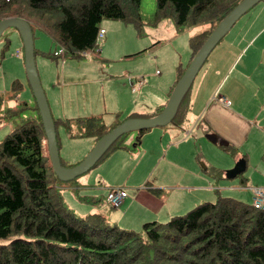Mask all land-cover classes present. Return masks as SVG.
Returning a JSON list of instances; mask_svg holds the SVG:
<instances>
[{
    "label": "trees",
    "instance_id": "1",
    "mask_svg": "<svg viewBox=\"0 0 264 264\" xmlns=\"http://www.w3.org/2000/svg\"><path fill=\"white\" fill-rule=\"evenodd\" d=\"M139 1L0 0V20L20 18L29 24L32 38L37 30L55 47H62L61 57L64 52L83 56L96 47L103 19L138 28ZM239 1L155 0L153 25L162 18L170 19L177 32L200 23L210 25L188 39L189 60L183 69L177 68L178 77L216 24ZM48 56L54 58L53 52ZM8 98L15 97L9 93ZM2 101L0 94V105ZM180 112L179 103L171 123ZM12 114H0V123ZM58 124L69 139L91 136L96 141L118 125L105 128L96 116L53 119L54 128ZM144 131L136 133L134 145ZM56 143L58 148L57 138ZM44 145L38 113L0 141V264H264V210L218 197L165 223L143 224L140 232L119 229L99 214L80 217L67 207L59 186L74 180L67 184L57 181ZM60 165L72 167L61 161Z\"/></svg>",
    "mask_w": 264,
    "mask_h": 264
},
{
    "label": "crops",
    "instance_id": "2",
    "mask_svg": "<svg viewBox=\"0 0 264 264\" xmlns=\"http://www.w3.org/2000/svg\"><path fill=\"white\" fill-rule=\"evenodd\" d=\"M237 20H240L244 26V29L236 31V38L240 40V51L211 52L212 49L211 53L209 52L205 61L209 56L211 58L207 61L202 71L203 74L200 76L204 78V82H200L195 92L190 94L184 103L180 101V110L183 107L180 112L181 116L178 117L177 114L175 121L164 127L144 131L138 145H134L133 141L131 149L122 145L121 138L124 135L118 137L117 146L106 151L102 159L93 166L108 167L109 171L114 174L112 178L106 179L109 182L102 176L97 178L95 186L100 185L102 191L81 197L77 196L78 186H93V184H77L75 179L69 184L70 187L65 185L74 196L80 197L83 203L92 206L86 215L81 216L73 211L74 208L70 209L64 200L75 215L85 217L89 214H99L109 225L140 232L143 224L165 223L171 217L182 215V212L188 211L190 207L198 203H212L218 197L231 198L249 204L251 189H264V158L262 161L252 159L255 153H264V0L257 2ZM113 25L107 23L109 30H114ZM196 34L197 32L192 33L188 30L185 37L188 40ZM36 43L37 47H34V42L33 47L34 55L39 57L37 59L41 60L44 56L50 57L48 56L49 50L55 51L51 40V44L48 42L46 45L50 48L43 47L41 39ZM44 50L48 51L42 52ZM102 53L106 55L107 52ZM134 53L136 52L118 53L117 49L110 52L112 56L119 54V56L127 57ZM175 54L177 55L176 62H178L181 55L179 52ZM189 54L187 49V59L184 64L189 60ZM179 67L181 68L180 61L175 66L172 82L166 84V87L162 91L159 90V93H156L157 86L142 90L141 92L145 94L144 101H141L140 97L136 99L129 94L126 84L123 83L128 98L133 99L132 107L117 109L111 120L108 119L103 123L101 113L97 111L96 114H91L90 108H88L90 115L84 117L96 116L105 128H110L130 116L156 115L166 103L177 80V68ZM227 73L232 74L229 83L226 86L220 85L222 77ZM136 78L134 84L129 82L132 92L137 88L132 90L130 85L139 86L138 88L142 86V78L140 76ZM46 86H49V81ZM66 86L58 90L59 96ZM201 89L205 91L202 92ZM218 91H221V94ZM220 98L224 99V102ZM62 101L60 97L57 110L54 112L56 117L53 119L74 120V117L80 119L82 108L75 104H68L65 107ZM198 102H200L199 106ZM193 103H196L200 111L190 112L191 115L187 119L189 114L187 110ZM208 133L215 134L226 142V146L214 145L223 151H217L211 147L213 144L204 138V135ZM136 136L135 133V138ZM64 137L66 146L70 142H77L81 145V149L86 151H89L96 141L91 136L69 139L65 131ZM60 143L58 142L59 150ZM208 155L222 159V167L210 160ZM123 157L129 160L125 169L115 167V161ZM245 157L249 159L248 163ZM238 160L244 161V171L250 167L249 174L246 177L239 174L232 179H226L225 172L232 169L233 164ZM60 161L66 167L75 165L62 158ZM158 171H160V177L157 175ZM62 186H60V193ZM114 189H120L126 194V198L117 208L111 207L105 198L108 192ZM91 200L93 202L90 203Z\"/></svg>",
    "mask_w": 264,
    "mask_h": 264
},
{
    "label": "rangeland",
    "instance_id": "3",
    "mask_svg": "<svg viewBox=\"0 0 264 264\" xmlns=\"http://www.w3.org/2000/svg\"><path fill=\"white\" fill-rule=\"evenodd\" d=\"M154 11L155 0L139 1L138 13L141 24L138 28L131 23L115 19H103L99 26L105 29L104 36L101 41H99V45L92 51H88V55L86 56H73L69 52H64L63 57H61L62 47L60 46H54V50H57V55H54L55 51L53 52L54 58L44 56L41 57L42 59L40 60L37 59L39 57L34 55V64L41 87L46 96L52 120L53 117H56L54 112L57 110L60 97H62V103L65 107H67L66 105L68 104H75V106L82 108V115H79L81 117L90 115L88 108L92 111L91 114H96L97 111H99L98 113H101V120L104 123L108 119L111 120L113 113L116 112L117 109L132 107L133 99L128 98L123 83L126 84L129 94H132L136 99L140 97L141 101H144L145 94L141 92L142 90L157 86L158 89H156V93H159V90L162 91L166 87V84L172 82L175 66L180 61L183 69L185 65L184 61L187 59V49L189 50V48L188 40L185 37L186 32L190 30L192 33H198L208 29L210 25L209 23H200L188 27V29L182 28L179 30L180 32H177L172 21L168 18H162L156 25H153L152 16ZM107 23L114 24V30H109ZM243 27L241 21L237 20L211 52H239L240 40L236 38V31L244 29ZM13 28L14 27L5 28L0 35V94L3 98V102L0 105V114L4 111L14 113L11 117H7V119L0 123V141L7 133L24 121L33 119L37 114L32 92L25 76L21 40L17 30ZM40 39L43 42V47L50 48L46 46L48 42L50 43L49 37L34 30V47H37L36 42ZM52 48L53 47H51V49ZM114 49H117L118 53H139L129 57L119 56V54L118 56H112L110 52ZM46 51L48 50L42 52ZM49 51L51 52V50ZM16 52L19 53L16 54ZM102 52L107 53L104 55ZM175 52H179L181 55L178 62H176L177 55ZM209 58L211 57L209 56L198 70L181 103H184L189 95L195 92L200 82H204V78L200 76L203 74L202 71ZM63 64L64 66H62ZM181 71L182 70H180L179 73ZM138 76L143 80L142 86L141 88H138L139 86L134 87V89H137L132 92L129 88V82H133L134 84ZM231 77L232 74H225L222 77L220 85L224 84V86H226ZM47 81H49L48 87L46 86ZM17 83L20 85H17ZM65 85H67L66 88L63 90L61 96H59L58 90L65 87ZM201 91L203 92L205 89H201ZM9 93L15 98H8ZM218 93L221 94V91H218ZM58 97L59 99H57ZM199 105L200 102H198V106ZM198 106L196 103L189 105L187 119L192 112L198 113V111H200ZM9 107H11V111L8 110ZM181 109L183 110V107ZM7 114L8 113H6V116ZM55 135L57 142H61L58 155L71 164L80 163L92 149L91 148L89 151L81 149V145L77 142H70L66 146L64 130L59 124L55 127ZM134 138L135 133L124 135L121 138L123 140L122 145L131 149V144L135 140ZM44 146L46 147V142ZM211 147L217 151H223L222 149L219 150L214 145ZM208 157L210 160L220 164L218 166L223 164L222 159L214 155H208ZM123 158L115 161V167L125 169L129 160L126 157ZM263 158L264 153H255L252 157V159L259 161H262ZM245 159L248 163L249 159H247V157H245ZM250 170V167H247L240 175L246 177ZM113 175V172H110L108 167H98L96 165L85 174L76 178L75 182L77 184H93V186H78L77 196H90L97 193V191H102L100 185L95 186L97 184V178L99 179L102 176L106 180L112 178ZM157 175L160 177V171L157 172ZM106 181L109 182V180ZM66 186L70 187L71 185ZM66 186H62L61 194L68 207L70 209L74 208L73 211L76 214L81 216L86 215V212L92 209V206L85 202L83 203L80 197L74 196L73 192L67 189ZM125 190L127 191V189ZM194 206L190 207L188 210L192 209ZM185 212L186 211H184V213ZM184 213L182 212V214Z\"/></svg>",
    "mask_w": 264,
    "mask_h": 264
},
{
    "label": "water",
    "instance_id": "4",
    "mask_svg": "<svg viewBox=\"0 0 264 264\" xmlns=\"http://www.w3.org/2000/svg\"><path fill=\"white\" fill-rule=\"evenodd\" d=\"M259 1L260 0H240L216 24L199 49L194 53L181 75L175 81L166 103L156 115L150 117H128V119L115 126L109 133L95 141L92 149L85 158L80 163L69 168H63L60 165L52 116L34 64L33 38L29 24L16 17L1 19L0 35L7 27H14L19 34L22 44L25 76L31 89L43 129L50 166L57 181L68 183L88 172L103 157L118 137L168 125L173 120L180 101L191 86L196 73L209 52L227 33L235 21ZM204 138L213 145L226 146V142L219 139L215 134H205ZM243 171L244 161L238 160L232 169L225 172V178L232 179Z\"/></svg>",
    "mask_w": 264,
    "mask_h": 264
},
{
    "label": "built area",
    "instance_id": "5",
    "mask_svg": "<svg viewBox=\"0 0 264 264\" xmlns=\"http://www.w3.org/2000/svg\"><path fill=\"white\" fill-rule=\"evenodd\" d=\"M104 36V29L100 28L98 29L97 33H96V37H95V45L96 47L99 45V41H101V39ZM57 50H55L54 55H57ZM62 52V50H61ZM16 54H18L16 52ZM88 55V52H83V56ZM140 79V78H138ZM139 83H141L139 81ZM131 89L134 90V87L131 86ZM222 102H224V99L220 98ZM126 198V194L120 190V189H114V190H110L108 192V194L106 195V201L107 203L113 207V208H117L123 201V199ZM250 206L253 209L256 210H264V189H260V188H254L251 189V200H250Z\"/></svg>",
    "mask_w": 264,
    "mask_h": 264
}]
</instances>
